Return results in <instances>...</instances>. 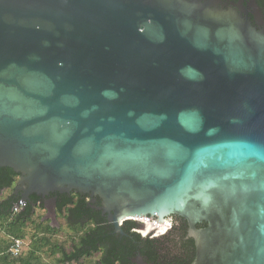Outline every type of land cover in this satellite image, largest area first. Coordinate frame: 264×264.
Listing matches in <instances>:
<instances>
[{"label": "water", "instance_id": "95a60500", "mask_svg": "<svg viewBox=\"0 0 264 264\" xmlns=\"http://www.w3.org/2000/svg\"><path fill=\"white\" fill-rule=\"evenodd\" d=\"M244 1L0 0L13 208L75 192L116 234L184 219L192 264H264V20Z\"/></svg>", "mask_w": 264, "mask_h": 264}, {"label": "trees", "instance_id": "16d2710c", "mask_svg": "<svg viewBox=\"0 0 264 264\" xmlns=\"http://www.w3.org/2000/svg\"><path fill=\"white\" fill-rule=\"evenodd\" d=\"M237 2L238 0H224ZM264 18V0H255ZM19 175L8 168H0V194L14 190ZM55 200V216L62 219L68 231L64 242H52L59 233L47 222L34 221L35 212L43 210L40 197L31 195L28 202L18 213H13L19 196L9 195L0 201V232L8 239L23 240V229L32 225V249L26 255L13 258L9 254L11 240H0V264H36L37 253L46 249L52 257L58 256V264H134V256L139 254L146 263L155 264L160 255L166 257L161 240L142 238L136 232L133 222H125L122 236L114 234L112 226L96 209L99 200L91 204L88 197L75 192L51 194Z\"/></svg>", "mask_w": 264, "mask_h": 264}, {"label": "flooded vegetation", "instance_id": "af4514ba", "mask_svg": "<svg viewBox=\"0 0 264 264\" xmlns=\"http://www.w3.org/2000/svg\"><path fill=\"white\" fill-rule=\"evenodd\" d=\"M225 2H229V1H225ZM246 2L247 1L245 0L244 3ZM231 3H236V2H231ZM250 19H251V22H253V19L252 18ZM19 195L20 194H17L15 196H19ZM50 199H51L50 196L45 199L40 198V201L43 204V208H47V206H51L49 204ZM88 199L90 202L92 201V198L88 197ZM93 199L96 202L97 198H93ZM143 219H145L146 221H149V223L154 226L153 229H151L149 232L143 235L141 231L145 228V225L144 223H142V220H140L141 222L137 220L127 221V222H133L136 225L135 232L142 238H144L145 236H148L145 238L152 239V240H161L162 247L164 249L166 257H163L162 255H160V258L156 260L155 264H192L193 263L195 259V252H196L194 240L190 238L188 235L189 228H188L187 222L184 219L177 217V216L166 217L161 222H159L157 218H153L151 216H148L147 218H143ZM123 224L121 226V229L124 226ZM156 224L161 225V226L164 225L166 230L162 232L161 230L156 228L157 226ZM204 227H205L204 224L195 226L196 229H202ZM116 235L122 236L123 234H116ZM138 258H140L141 263L148 264L137 253L134 256V259L132 262L134 264H139V263H136Z\"/></svg>", "mask_w": 264, "mask_h": 264}, {"label": "rangeland", "instance_id": "374dc122", "mask_svg": "<svg viewBox=\"0 0 264 264\" xmlns=\"http://www.w3.org/2000/svg\"><path fill=\"white\" fill-rule=\"evenodd\" d=\"M18 181V179H17ZM13 185L15 188L16 183ZM12 195L13 192L10 193V191H4L0 194V201L4 198H6L9 195ZM33 220L36 221H40V222H47L49 224V226L56 228L59 233L52 239V242H64V240L66 239V235L68 234L67 229L64 226V223L62 221L61 218L54 216L53 218L50 216H47V212L45 210V208H43V210H37L35 212V217L33 218ZM140 221V219H139ZM143 222V221H142ZM148 222V221H146ZM145 223V222H144ZM149 223V222H148ZM150 224V223H149ZM151 225V224H150ZM157 225V224H156ZM158 226V225H157ZM162 227L160 230L163 232L164 230H166L165 226H160ZM34 228L32 225L30 226H26L23 229V240L22 242V247H21V253L20 255H26L31 249H32V243L30 241L31 236H33L34 232ZM0 240H11L10 242H12V239H8V237L4 236V234L2 232H0ZM37 259L38 262L36 264H58L57 260H58V256L52 257L49 252L46 251V249H43L42 251H38L37 253ZM97 256H94L90 262L91 263H87V262H82L81 264H92L97 260Z\"/></svg>", "mask_w": 264, "mask_h": 264}, {"label": "built area", "instance_id": "2783aa9c", "mask_svg": "<svg viewBox=\"0 0 264 264\" xmlns=\"http://www.w3.org/2000/svg\"><path fill=\"white\" fill-rule=\"evenodd\" d=\"M22 209V205L18 204L17 208H13L12 212L18 213ZM21 247H22V242L21 240H12L11 246L9 248V254L11 257L16 258L20 256L21 253Z\"/></svg>", "mask_w": 264, "mask_h": 264}, {"label": "bare ground", "instance_id": "6f19581e", "mask_svg": "<svg viewBox=\"0 0 264 264\" xmlns=\"http://www.w3.org/2000/svg\"><path fill=\"white\" fill-rule=\"evenodd\" d=\"M140 220H142L143 222H145V223L149 224V223H148L149 221H148V222H146V220H145V219H143V218H142V219H140ZM137 221H139V219H138ZM160 226H161V225H158V226H156V227H160Z\"/></svg>", "mask_w": 264, "mask_h": 264}]
</instances>
